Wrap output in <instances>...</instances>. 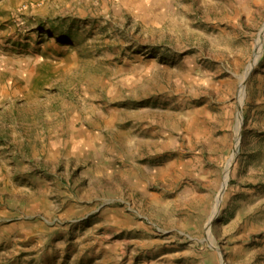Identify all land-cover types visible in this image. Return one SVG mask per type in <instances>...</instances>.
Returning a JSON list of instances; mask_svg holds the SVG:
<instances>
[{"label": "rangeland", "instance_id": "rangeland-1", "mask_svg": "<svg viewBox=\"0 0 264 264\" xmlns=\"http://www.w3.org/2000/svg\"><path fill=\"white\" fill-rule=\"evenodd\" d=\"M263 24L264 0H0V264H264Z\"/></svg>", "mask_w": 264, "mask_h": 264}, {"label": "bare ground", "instance_id": "bare-ground-1", "mask_svg": "<svg viewBox=\"0 0 264 264\" xmlns=\"http://www.w3.org/2000/svg\"><path fill=\"white\" fill-rule=\"evenodd\" d=\"M263 37H264V24H263V26L261 27V29H260V31H259V34H258V38H257V40H256V44H255V49H254V52H253V55H252V58H251V61H252V64H251V61H250V66H248V67H251L254 63H255V61L257 60V58H258V56H259V54H260V50H261V43H262V39H263ZM250 69V68H249ZM249 71V70H248ZM246 73V72H245ZM246 75V74H245ZM243 79V78H242ZM243 82V81H242ZM242 84V83H241ZM241 87H242V85H241ZM239 93L240 94H242V88H240V90H239ZM237 117H240V115L239 116H237ZM238 120H239V118L237 119V125H236V132L238 131ZM226 181V177L224 178V182ZM214 211H215V206H214V209H213V212H212V215H213V213H214ZM211 215V216H212ZM207 230H208V228H207ZM208 234V233H207Z\"/></svg>", "mask_w": 264, "mask_h": 264}, {"label": "water", "instance_id": "water-1", "mask_svg": "<svg viewBox=\"0 0 264 264\" xmlns=\"http://www.w3.org/2000/svg\"><path fill=\"white\" fill-rule=\"evenodd\" d=\"M250 61H251V60H250ZM255 62H256V61H255ZM249 64H250V62H249ZM249 64L247 65V67H246V69H245V72H246V73L248 72V70H249V68H250V67H248V66H250ZM251 64H252V61H251ZM246 73H245V74H246ZM240 123H241V116L239 117V125H238V131H237V133H236V138L239 137V127H240ZM229 165H230V161L227 163L226 169H228ZM226 179H227V178H226ZM225 183H226V181H225V182L223 181V184H222V186H221V188H220L218 194L216 195V199H215V205H216V206H215V211H214L213 215L210 216V218L208 219V222H207V224H206V228L209 227V224H210L212 218L216 215L217 208H218V204H219V202H220V198H221V193H222V191H223V189H224V187H225Z\"/></svg>", "mask_w": 264, "mask_h": 264}]
</instances>
